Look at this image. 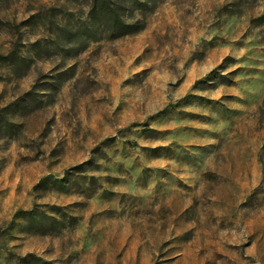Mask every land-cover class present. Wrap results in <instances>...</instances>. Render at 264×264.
I'll return each instance as SVG.
<instances>
[{"label":"rangeland","instance_id":"374dc122","mask_svg":"<svg viewBox=\"0 0 264 264\" xmlns=\"http://www.w3.org/2000/svg\"><path fill=\"white\" fill-rule=\"evenodd\" d=\"M120 1L0 0V264H264V0Z\"/></svg>","mask_w":264,"mask_h":264},{"label":"trees","instance_id":"16d2710c","mask_svg":"<svg viewBox=\"0 0 264 264\" xmlns=\"http://www.w3.org/2000/svg\"><path fill=\"white\" fill-rule=\"evenodd\" d=\"M111 1L113 0H93V10L104 20L108 33L129 34L142 29L143 25L139 20L134 23H124L121 12L124 10L125 4L120 0ZM257 20L260 23L264 22V14L260 15ZM36 260L40 261L41 264H51L39 258Z\"/></svg>","mask_w":264,"mask_h":264}]
</instances>
